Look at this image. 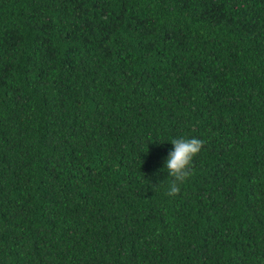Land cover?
<instances>
[{"label":"trees","instance_id":"obj_1","mask_svg":"<svg viewBox=\"0 0 264 264\" xmlns=\"http://www.w3.org/2000/svg\"><path fill=\"white\" fill-rule=\"evenodd\" d=\"M0 264H264V0H0Z\"/></svg>","mask_w":264,"mask_h":264},{"label":"clouds","instance_id":"obj_2","mask_svg":"<svg viewBox=\"0 0 264 264\" xmlns=\"http://www.w3.org/2000/svg\"><path fill=\"white\" fill-rule=\"evenodd\" d=\"M170 141L173 147L164 158L162 170L166 171L167 177L171 179L167 181L168 186L164 190L176 193L192 173L191 165L201 149L202 140L196 136H178Z\"/></svg>","mask_w":264,"mask_h":264}]
</instances>
